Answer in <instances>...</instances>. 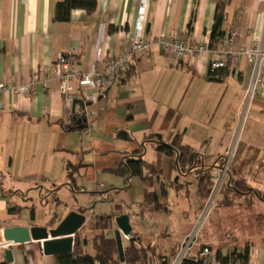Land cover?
Here are the masks:
<instances>
[{"label":"crops","instance_id":"crops-1","mask_svg":"<svg viewBox=\"0 0 264 264\" xmlns=\"http://www.w3.org/2000/svg\"><path fill=\"white\" fill-rule=\"evenodd\" d=\"M61 1L0 0V81L14 78L16 83L23 84L34 73L45 81L44 86L36 84L32 94L0 93V226L52 228L69 211L79 208L87 209L86 222L93 226L95 216L100 215L94 213V208L85 206L89 195L88 198L94 197L100 203L109 201L110 210L103 214H114L105 225L108 236L113 237L115 216L126 213L131 224V215L125 210L129 203L114 198L133 181L120 164L123 157L134 151L142 152L143 160L153 163L158 171L148 190L156 193L166 209L138 213L147 188L143 184L133 214L144 217L169 211L166 202L169 191L179 196L183 191L170 182L190 176L178 173L171 156L155 151L151 141L156 135L170 141L175 134H182V142L202 155L203 164L205 151L213 147L218 151L212 154L207 164L210 165L230 147L238 117L248 116L258 125H264V91L253 97L243 113L245 89L252 78L253 64L240 58L227 63L224 76L215 75L221 81L208 79L214 76L208 73L210 59L224 49L249 46L262 40L264 0H225L224 34L212 43H209V34L217 0H147L145 5L140 0H96L92 13L72 9L67 20L58 21L54 19L55 7ZM100 24L105 25V30L101 40L104 59L99 70L103 69L109 54L124 50L138 31L151 47L143 56L129 60L119 80L108 87L105 97L86 105L88 116L82 122L83 128L77 125L73 129L65 128L74 118L75 109L72 103L63 100L51 64L59 52L72 49L75 67L88 70ZM231 35L234 36L232 44L228 41ZM160 36L186 37L195 46L204 45L209 50L180 59L161 48L157 43ZM84 93L94 94L95 90H84ZM252 108L258 111V116L251 113ZM77 124L81 123L77 121ZM121 131L130 139L119 137ZM246 141L239 139L234 150L236 180L240 179L239 174L264 159V146ZM69 177L74 181L73 186L69 185ZM79 182H93L94 192ZM163 183L165 196L161 194ZM97 184L104 187L97 189ZM108 184L111 193L103 195ZM79 198H83L82 202ZM115 205L121 209L116 210ZM31 209H34L33 218ZM85 223L73 239L77 236L83 242V250L93 255L94 235L89 238L82 234ZM132 231L139 238L137 244L154 246L155 252L161 255L168 256L179 245L166 243L169 251L165 253L150 235H142L133 227ZM0 242H3L1 233ZM7 249L11 251L10 262L5 257ZM27 256L34 261L55 264L53 256L39 252L37 242L0 248V262L25 264ZM261 260L264 264L263 250Z\"/></svg>","mask_w":264,"mask_h":264},{"label":"rangeland","instance_id":"rangeland-1","mask_svg":"<svg viewBox=\"0 0 264 264\" xmlns=\"http://www.w3.org/2000/svg\"><path fill=\"white\" fill-rule=\"evenodd\" d=\"M251 113L258 116V111L253 108ZM241 138L245 141L248 140L246 143L255 142L259 147L264 146V125H258L256 120L248 119V116L241 115L238 117L237 125L232 131L231 145L220 159L224 163L223 166L227 165L235 173L238 171L234 167V150ZM214 151L218 150L213 147L207 148L204 154V166H208ZM148 156L150 157V153ZM226 160H228L227 163ZM215 166L208 170V176L213 179L214 183L206 198H201L197 194V188L193 186V182L196 183L195 177L198 175L195 169L192 170L189 177L173 180L171 185L175 184L177 189H183V191L180 196L171 193V190L169 191L166 200L169 211H160L144 217L133 214L135 201L144 187L143 182L138 177H132L133 181L128 184L130 185L129 188L123 189L119 197H113L129 203L125 210L131 215V226L142 235H150L153 243L158 244L160 250L165 253L169 251L167 244H179L178 246H180L189 234L192 236L197 234L196 243L191 247L190 254L196 255L200 252L202 245H208L213 254L216 250H220L222 255H229L233 251L242 252L246 243H252L254 246L250 252V264H254V262L261 264V252L264 248V159L260 160L258 165L239 174L238 178L244 180L243 187L240 184L237 185L235 178L231 182L232 186H237L242 191L255 189L262 197H258L257 194L239 195L234 191L224 189L222 186L226 169L224 167L219 168V163ZM181 182L182 184H180ZM84 183L80 184L88 191L94 192L93 182ZM122 185L126 187L127 184L122 183ZM110 187L108 184L102 194L111 193ZM88 196L86 195L85 206L89 209L94 208L93 211L96 215H102L110 210L109 201L100 203L96 198H88ZM82 199L79 198V201L82 202ZM89 201L90 204H88ZM181 209L186 212L182 213ZM94 231L96 232L94 224L93 226L89 225L87 221L82 229V234L90 238L95 234ZM136 235L133 233L134 238ZM181 237L183 239L180 242ZM128 242L129 240L123 239L124 245ZM235 264L240 263L236 262Z\"/></svg>","mask_w":264,"mask_h":264},{"label":"built area","instance_id":"built-area-1","mask_svg":"<svg viewBox=\"0 0 264 264\" xmlns=\"http://www.w3.org/2000/svg\"><path fill=\"white\" fill-rule=\"evenodd\" d=\"M147 0H140L145 5ZM141 24H139V30ZM105 25L100 24L97 32V43L94 50V57L90 63L88 70L81 71L75 67V51L67 49L59 52L53 59L51 70L53 75L59 80L60 92L65 102L72 103L74 106V118L82 124L87 118L88 112L86 105L90 102L97 101L98 98L105 97L108 87L115 81L119 80L125 65L130 59L143 56L151 47V43L146 41L137 32L134 38L130 40L126 48L117 54H109L102 70H99V64L104 59L101 40ZM229 43L234 42V36L228 38ZM157 43L165 51H169L177 58L183 59L191 57L200 52L209 50L206 46H195L190 43L186 37L181 36H160ZM243 58L246 62L253 64V74L249 85L245 89V98L243 102V113L246 112L253 97L264 91V35L260 42H256L249 46H238L234 49H224L218 56L212 58L208 62V71L216 72L227 67V63H234L236 60ZM37 73H34L28 82L18 84L14 78L0 81V93L11 91L17 94H32L33 87L41 83L44 84ZM84 90H95L94 94H86ZM103 184H97V189H102ZM133 231L130 235L123 236V239L130 240L133 237ZM192 234V233H191ZM196 235H188L180 246L176 248L173 255L167 262L149 258L144 262H129L124 260L118 264H220L215 253H211L207 247L200 250L196 255L190 254L191 247L196 243ZM4 241L0 242V248H8ZM25 264H50L47 261H34L31 256H27ZM94 264H106L96 262Z\"/></svg>","mask_w":264,"mask_h":264},{"label":"trees","instance_id":"trees-1","mask_svg":"<svg viewBox=\"0 0 264 264\" xmlns=\"http://www.w3.org/2000/svg\"><path fill=\"white\" fill-rule=\"evenodd\" d=\"M225 0H217L214 7L213 13V23L211 26L209 38V43L221 38L224 34L222 25L225 19ZM96 8V0H63L58 2L55 7L54 19L58 21L67 20L69 13L72 9H84L87 13H92ZM189 30L191 28V22L188 25ZM226 68L221 69L216 72H208L209 75H218L220 77L226 74ZM79 128L77 121L73 118L69 125L65 128ZM119 137L124 139H130L126 132L121 131ZM155 146V151L165 153L173 158L174 167L177 169L180 175L185 173L190 174L193 169L198 173L196 178V188L197 193L201 198H206L213 186V179L209 178L208 170L216 167L215 165L221 159L222 156H217L215 161L208 165L204 166L202 162V155L195 152L193 148L184 144L182 142V134H175L170 141H164L158 135L155 139L151 141ZM143 153L139 151H134L129 155H126L121 160V165L126 169L128 174L131 177H138L143 184L147 187L144 189L143 201L139 204L140 215H144L148 212H156L159 210H165V205L161 204L158 200V196L154 191L148 190L151 188L154 183V178L158 177V171H156L155 165L153 163H148L142 158ZM198 165H200L198 167ZM71 167V166H70ZM198 167V168H197ZM236 173L229 168L226 170V176L223 182L224 189L234 191L239 195H255L259 196L258 192L254 189H247L242 191L237 186H232L231 182L234 181V175ZM71 177V175H70ZM69 177V185L73 186L74 181ZM177 179V178H176ZM178 181V180H177ZM237 185L244 183L243 179L236 180ZM171 184V182H170ZM175 185V184H174ZM243 187V186H242ZM161 194L165 196V186L164 183L161 184ZM116 210H120V205H115ZM77 211L85 214L87 209L79 208ZM113 213L103 214L100 216H95L94 228L96 233L92 238V248L93 255L86 253L82 248V243H80L79 238L75 236L74 245L72 252L67 254L56 255L54 257L55 264H94L96 262H102L106 264H118L117 248L116 243L113 237H109L105 229V225L111 221ZM31 218L34 217V209L30 211ZM136 236L132 237L127 244L124 246V256L125 260L129 262H144L149 258L155 257L157 260H163L167 262L171 255L175 253V249L167 255H161L160 253L155 252L154 246L151 247L148 245L144 247L140 244H137ZM136 242V244L134 243ZM208 246V245H202ZM250 248L251 245L246 243L242 252L233 251L229 255H222L221 251L218 250L215 252V258L220 264H230L239 262L240 264H248L250 260ZM263 259H264V249H263ZM0 264H8L6 262H0Z\"/></svg>","mask_w":264,"mask_h":264},{"label":"water","instance_id":"water-1","mask_svg":"<svg viewBox=\"0 0 264 264\" xmlns=\"http://www.w3.org/2000/svg\"><path fill=\"white\" fill-rule=\"evenodd\" d=\"M208 79L221 81L216 76H210ZM83 127L84 125L80 124L79 128ZM86 220L85 214L71 210L52 228L46 226H0V233L3 241L9 246L37 242L39 252L42 255L56 256L72 252L73 236ZM114 223L116 228L113 230V238L116 243L118 261L123 262L125 260L123 236L131 234L132 226L126 213L115 216ZM205 247L211 249L210 246H202L201 250ZM5 257L7 262L12 260L10 250H5Z\"/></svg>","mask_w":264,"mask_h":264},{"label":"flooded vegetation","instance_id":"flooded-vegetation-1","mask_svg":"<svg viewBox=\"0 0 264 264\" xmlns=\"http://www.w3.org/2000/svg\"><path fill=\"white\" fill-rule=\"evenodd\" d=\"M228 162V160H226V163ZM219 163V168H222V167H224V169H228V167H227V165H225V166H223L224 165V163L223 162H221L220 160L217 162V164ZM225 167H227V168H225ZM218 169V168H217Z\"/></svg>","mask_w":264,"mask_h":264}]
</instances>
